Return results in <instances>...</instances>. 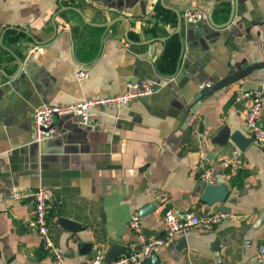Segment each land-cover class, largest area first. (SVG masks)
<instances>
[{"label":"crops","instance_id":"0c3cea01","mask_svg":"<svg viewBox=\"0 0 264 264\" xmlns=\"http://www.w3.org/2000/svg\"><path fill=\"white\" fill-rule=\"evenodd\" d=\"M164 2L183 22L172 75L157 69L167 41L144 44L177 29V13L160 0H0V264H56L23 223L34 215L33 202L10 199L14 188L37 187L51 195V235L63 264H88L99 254L108 261L112 243L133 252L141 243L130 231L131 216L143 213L144 235L151 240L164 235L169 209L199 216L229 209L235 219L176 236L155 250L151 264H258L264 152L252 142L236 176L220 167L216 186L226 190L209 192L200 177L204 167L230 156L234 133L251 139L249 102L236 103L235 97L247 89L264 92V0H234V20L223 29L183 20L190 8L209 16L212 0ZM231 9L232 0H216V24L228 22ZM123 18L130 22L128 37ZM81 67L89 72L83 82L77 78ZM250 68L240 81L195 99L201 82L216 85ZM147 79L157 83L158 94L121 109L98 108L90 127L73 116L56 118L54 137L41 146L32 142L37 109L123 94L129 81ZM225 128L228 137L219 143ZM201 153L208 155L205 162Z\"/></svg>","mask_w":264,"mask_h":264},{"label":"built area","instance_id":"2783aa9c","mask_svg":"<svg viewBox=\"0 0 264 264\" xmlns=\"http://www.w3.org/2000/svg\"><path fill=\"white\" fill-rule=\"evenodd\" d=\"M183 20L187 25H197L199 23H208L209 16L206 12L196 8L187 9L184 12ZM39 52L43 48H38ZM89 77L87 67H81L77 72V78L83 82ZM156 82L146 81L142 84L129 83L128 90L123 94L107 95L99 98L84 100L68 105L43 106L37 109L33 114V136L32 142L42 145L55 135L53 123L56 118L73 116L78 118L82 126H92V112L98 108L103 109H121L137 99L156 94L159 90ZM214 87L211 81L201 82L198 90L201 92ZM249 102V109L246 117V127L250 138L264 152V127L262 118L264 114V92L261 88L253 91H239L235 97L236 103ZM208 158L206 153L200 154V159L205 162ZM242 151L238 147L231 150L228 158L224 159L218 165L204 167L201 173V180L208 186L217 184L216 172L221 167L228 171L233 177L239 174L241 169ZM10 199L16 203H22L30 200L34 204V215L23 220V223L30 231L35 232L42 240V251L51 255L56 264H63V256L56 249L51 235V225L49 222L51 213V195L44 187L20 189L14 188L11 191ZM235 219L233 213L216 212L211 215L199 216L193 212L179 213L174 209H169L164 215L163 230L164 235L147 240L144 235L142 217L138 212L131 216L129 228L131 233L140 241L141 246L129 254L120 256L114 261H106L102 255H97L88 264H147L149 258L155 250L167 245L176 236L182 233H188L196 229L212 231L217 226ZM2 256V247L0 244V258ZM258 264H264V245L259 249L257 256Z\"/></svg>","mask_w":264,"mask_h":264},{"label":"water","instance_id":"95a60500","mask_svg":"<svg viewBox=\"0 0 264 264\" xmlns=\"http://www.w3.org/2000/svg\"><path fill=\"white\" fill-rule=\"evenodd\" d=\"M160 3L161 5L166 8V9H169V10H172V11H175V9H172V8H168L166 5H165V2L164 0H160ZM212 8H211V11L209 13V24L210 26H212L213 28H216V29H223V28H226L228 26H230L234 20V17H235V8H234V0H232V9H231V15H230V18L228 20V22H226L225 24H222V25H218L216 24V22L214 21V11L216 9V0H212ZM69 9H73V8H69ZM75 11H77L78 13H80L83 17V19L86 21V19L84 18L83 14L81 11H79L78 9H74ZM177 13V16H178V26H177V29L176 31L171 34L169 37H165V38H157L155 40H151L149 42H146L144 44H151V43H154L155 41H159V42H166L167 40H169L170 38L172 37H175V36H181V32H182V27H183V22H182V17L181 15ZM118 21V20H116ZM123 22H125L127 24V32H126V35L128 37V32H129V28H130V22L126 19V18H123L122 19ZM112 24H107V25H102V26H106L107 28H109ZM188 26H191V27H195L197 25H188ZM190 27V28H191ZM182 37V36H181ZM33 59V55L31 54L30 57L28 58V61L26 62V64L28 66H33L31 63H32V60ZM17 62H18V69L21 70L22 68V61L20 58H17ZM253 70V68H250V69H246V70H242L236 74H234L233 76H225V77H221L219 79V82L218 84L214 85L213 88L211 89H206V90H203V91H199L197 92V94L195 95V99L198 101V100H204L205 97L209 96L210 94H213L215 93L216 91L224 88V87H227L231 84H234L238 81H240L241 79H243L248 73H250L251 71ZM12 77V76H11ZM147 81H153L151 79H147ZM155 82V81H153ZM129 83H135V84H142V83H136V82H133V81H129ZM157 90L158 87H156ZM256 88H253L251 90H248V91H253L255 90ZM160 91H158L156 94H158ZM155 95V94H154ZM228 137V129L225 128L222 130V132L220 133L219 135V138H218V142L219 143H224V141L227 139ZM230 141L236 146L238 147L241 151H245L249 146L250 144H252L253 140L247 138L245 135L241 134L240 132H236L234 133L231 137H230ZM40 146V145H39ZM205 184V183H204ZM206 185V184H205ZM208 190H211L209 192H220L221 190H226L225 186H208ZM222 212H227V213H230L231 210L229 209H223L221 210ZM140 216L142 217L143 216V213L140 212L139 213ZM66 224L71 228V229H74V230H84L83 228H81V226L75 222H71V221H67ZM83 248V247H82ZM127 253L126 251V248L123 247L122 245L120 244H117V243H112L110 245V249H109V252H108V261H114L116 260L117 258H119L120 256H123ZM156 259V256L152 255L150 257V259L147 261V264H151V260H155Z\"/></svg>","mask_w":264,"mask_h":264},{"label":"trees","instance_id":"16d2710c","mask_svg":"<svg viewBox=\"0 0 264 264\" xmlns=\"http://www.w3.org/2000/svg\"><path fill=\"white\" fill-rule=\"evenodd\" d=\"M182 52V39L175 36L167 40L166 49L157 66L158 72L162 75H172L176 72ZM237 182V177L233 178ZM242 185H239V187Z\"/></svg>","mask_w":264,"mask_h":264}]
</instances>
